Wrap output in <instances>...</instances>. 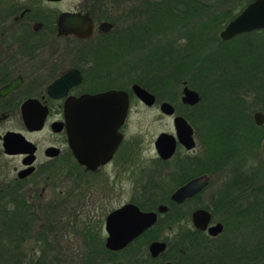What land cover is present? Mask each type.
I'll return each mask as SVG.
<instances>
[{
    "label": "flooded vegetation",
    "instance_id": "af4514ba",
    "mask_svg": "<svg viewBox=\"0 0 264 264\" xmlns=\"http://www.w3.org/2000/svg\"><path fill=\"white\" fill-rule=\"evenodd\" d=\"M64 2L0 0V150L19 160L0 179V262L15 259L19 253L8 250L32 239L37 249L33 264H173L163 257L167 242L166 249L153 257L149 251L153 239L146 235L158 217L168 211V203H162L167 210L157 214L156 222L125 246L112 249L107 245V218L111 213L126 204L142 212L156 211L161 204L154 206L152 199H161L158 193H163L172 201V192L180 186L171 191L158 189L140 201L131 195L120 203L123 179L135 182L137 170L144 179L151 175L150 167L139 164L142 151L130 122L132 98L138 99L132 91L136 82L131 77L135 71L131 56L137 50L136 42L147 40L151 25L139 19L144 9L134 8L129 13L124 10L125 3L118 0H81L73 7H66ZM66 12L87 15L90 34L60 31V17ZM127 73V85L123 86L122 76ZM108 90H125L128 94L126 115L116 131L115 109L109 102L91 106L78 101L83 95ZM28 100H35L26 110L33 119L46 111L38 130H29L24 124L22 105ZM160 102L156 98L151 106L159 107ZM176 115L175 108L170 116ZM95 116L100 119L97 132L93 130ZM10 120L22 122L25 130L2 129L1 123ZM44 130L48 138L43 144L32 138ZM7 131L20 132L34 145L33 152H27L26 145H14L18 152L6 153L3 136ZM193 150L176 142L172 155L163 159L155 149L153 162L163 165L157 167L155 177L167 176L181 156ZM99 152L107 153V158L93 166L90 161ZM31 155L32 160L27 162ZM198 161L196 157V170ZM202 174L209 177V183L196 196L210 185L207 173L196 171L191 178ZM62 180L70 187L51 193ZM211 223H215L213 216Z\"/></svg>",
    "mask_w": 264,
    "mask_h": 264
},
{
    "label": "trees",
    "instance_id": "16d2710c",
    "mask_svg": "<svg viewBox=\"0 0 264 264\" xmlns=\"http://www.w3.org/2000/svg\"><path fill=\"white\" fill-rule=\"evenodd\" d=\"M250 1L139 0L151 32L136 42L142 51L135 59L134 81L157 94L155 83L186 80L200 96L188 110L176 109L193 127L200 164L196 170V156H185L154 189L171 191L196 171L228 174L210 209L224 226L216 236L183 225L173 238L160 233L188 222L194 209L188 204H196L200 194L182 204L163 193L153 201L154 206L168 203L169 209L146 235L167 242L163 257L173 264H264V159H257L264 123L257 125L253 118L256 110L264 114V29L228 40L219 36Z\"/></svg>",
    "mask_w": 264,
    "mask_h": 264
},
{
    "label": "water",
    "instance_id": "95a60500",
    "mask_svg": "<svg viewBox=\"0 0 264 264\" xmlns=\"http://www.w3.org/2000/svg\"><path fill=\"white\" fill-rule=\"evenodd\" d=\"M60 31L73 32L79 36H86L91 32L90 18L87 15L79 13H63L60 17ZM258 29H264V0H252L245 5V7L229 20L219 36L222 40H228L232 37L247 33ZM185 83V82H184ZM132 91L135 96L142 101L145 105L151 106L156 102V96L135 83L132 86ZM0 92H3L0 91ZM199 93L188 87L186 84L182 89L181 101L184 104L195 105L199 101ZM35 100H28L22 105V114L24 124L29 130H38L42 128L46 111H41L37 118L27 115L26 110ZM82 105L100 106L109 102L115 109V118L113 120V131L123 122L127 111L128 94L125 90H108L105 92L83 95L78 98ZM46 109V108H45ZM159 109L164 115L170 116L174 114L175 107L168 101L160 102ZM254 121L257 125L264 123V114L261 111H256L253 114ZM93 121L96 123L94 131H98L100 119L95 116ZM112 121V120H111ZM173 126L175 133L160 132L155 141V149L160 157L163 159L168 158L174 152L176 142H179L185 149L191 150L196 146L193 137V129L188 120L183 115H176L173 118ZM14 145H26L27 152H33L34 145L25 139V137L17 131H7L3 136V146L6 153H16L18 149H13ZM21 150V149H19ZM264 150V141H263ZM82 156L81 153H77ZM107 153L99 152L95 159L90 161L93 166L103 162L107 157ZM32 160V155L28 159ZM209 183V177L206 174L195 176L177 187L171 194L170 199L176 203H182L188 198L193 197L199 191L203 190ZM167 210L166 205H159L156 211L142 212L133 204H126L121 208L115 210L107 218V230L109 233L107 239L108 247L112 249H119L125 246L130 240L142 233L146 228L152 226L157 220V214L163 213ZM212 214L210 209L205 207H198L191 212V222L194 228L199 230H206L211 236H216L223 230L221 222L211 223ZM166 249V242L162 240H153L149 244V251L153 257ZM165 264H172L166 262Z\"/></svg>",
    "mask_w": 264,
    "mask_h": 264
},
{
    "label": "rangeland",
    "instance_id": "374dc122",
    "mask_svg": "<svg viewBox=\"0 0 264 264\" xmlns=\"http://www.w3.org/2000/svg\"><path fill=\"white\" fill-rule=\"evenodd\" d=\"M80 1L81 0H65L64 5L66 7H73L75 6V4H78ZM118 1L125 3L124 10L128 11L129 13L131 12V10L134 11V8H136L138 11L142 9L140 7L141 4L139 0H135V1L134 0H118ZM143 16L142 15L139 16L140 17L139 19L143 20ZM140 51L142 50L137 49L136 51H134V53L131 56V59L133 60L134 64H135V59L137 57V54H140ZM136 75H137V71H136V65H135V71L131 73V77L135 79ZM127 76H128V73L122 76L123 86L127 85L126 84ZM147 79H150V81H152V78L150 76H148ZM185 84H186V80H183L180 82L171 80L170 82H166V83H164L163 81H160V83H155V86L156 88H158L159 93L157 92V94H155L153 91L150 90V88L148 89L156 96L158 101H168L172 103L176 109L186 110L187 109L186 106L182 104L181 102L182 89ZM162 93L165 94V97L163 96ZM132 102H133V107L131 110L130 122H131L132 129L134 131V134L136 135V138L138 141L137 142L138 149L142 151V158H140L141 160H139V164L142 166L150 167L149 170L151 169L150 170L151 175L149 176L146 175L144 179V176H142L143 174H140L139 172L140 170H137L138 173H137L135 182L127 180V179H123L120 185V190H121L120 191V203H122L125 199L129 198L131 195H136L137 201H140L141 199H143L144 195L148 194L150 196L152 193H155V191H157L158 189H162L160 187L154 189L155 183H158L160 179L163 178L162 174L155 177V172L159 170L157 169V167L162 168L163 165L156 166L155 163L153 162V159H155V155H156V151L154 148V139L159 132L165 131V132H169L172 134H174L175 132L174 126H173V116H166L163 113H161V111L159 110L158 104L147 107L134 97L132 98ZM256 111H260V110H256ZM256 111H254L253 114ZM1 128L2 129H18L20 131L25 130L22 122L17 121V120L3 121L1 123ZM32 138L37 139L38 141L41 142V144H43L45 142L44 139L48 138V133L46 130H44L42 133ZM194 139L196 142V146L194 150L191 152H188L187 153L188 155L181 156L182 158L184 156H190V157L196 156V157H199V159L201 158V148L199 147L198 140L196 139L195 136H194ZM262 148H263V145H262ZM263 152L260 155H258L257 159H264ZM18 162L19 160L17 157H8L7 155L3 153V151L0 150V179L2 178L1 174L5 173L6 170L7 171L11 170V167L15 164H18ZM189 167L194 168L195 166L193 163L190 162ZM227 177H228L227 172H223V171H219V172L214 173L213 175H210L211 185H209L203 192H201V194L199 195V200L196 202V204L195 202H190L188 204L189 207L196 208V206L200 205V206H204L206 208L211 209L212 204L214 202L215 195H216V190L219 189L220 186L226 181ZM69 187H70L69 183L68 182L65 183L63 181L60 185H57V187L53 188L51 193L55 194L59 190L64 191V190H67ZM163 189H167V186L163 187ZM158 194L160 195L161 193H158ZM152 200L155 201L156 199L154 198ZM218 221H219L218 218H214V222H218ZM186 223L183 222L180 225H176L170 228H164L160 231V233L162 234V236H166L167 238H173L175 237L181 225L187 226L191 229L194 228L191 222V219H189L188 222ZM204 233L205 235H208L209 237L211 236L207 232H204ZM2 234L3 233L0 232V241H1ZM9 246H13V244H9ZM34 246L35 245L33 244V240L29 239L27 240V242H24V244L21 245L20 247L15 248V249H9L8 253L16 254L18 252L19 255L18 256L15 255V259L9 258L7 260H3L0 262V264H33L32 259L33 257L37 256V249H35ZM123 263L124 262H122V264Z\"/></svg>",
    "mask_w": 264,
    "mask_h": 264
}]
</instances>
